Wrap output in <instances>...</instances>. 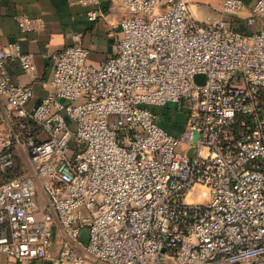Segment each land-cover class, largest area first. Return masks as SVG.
<instances>
[{"label":"built area","instance_id":"built-area-1","mask_svg":"<svg viewBox=\"0 0 264 264\" xmlns=\"http://www.w3.org/2000/svg\"><path fill=\"white\" fill-rule=\"evenodd\" d=\"M117 1L110 55L93 66L80 43L54 53L37 103L7 71L33 74L32 56L0 44V97L17 121L0 133V254L264 264V0H220L215 21L192 12L200 0ZM15 21L21 33L42 23ZM169 105L185 115L176 134L154 110ZM19 153L28 172L10 176Z\"/></svg>","mask_w":264,"mask_h":264},{"label":"crops","instance_id":"crops-1","mask_svg":"<svg viewBox=\"0 0 264 264\" xmlns=\"http://www.w3.org/2000/svg\"><path fill=\"white\" fill-rule=\"evenodd\" d=\"M253 1L247 0L248 4ZM219 6L220 0H200L191 5V10L200 20L208 18L215 21ZM92 11L100 15L94 21L88 19V13ZM17 15L37 17L42 23L31 31L21 33L15 21ZM242 15L246 16V12H242ZM123 16L124 9L117 0H0V44L17 42L24 53L32 56L35 64L33 74L24 73L17 64L7 65L12 82L30 87L33 91L31 104L39 102L46 95L39 82L51 74V56L69 45L80 43L89 51L88 63L101 65L110 55V45L118 33L119 21ZM4 104L5 99L0 97V133L7 134L11 126L17 125V121L8 119ZM182 124L178 127L164 126L176 134ZM25 165L17 157V167L9 173L10 176L27 173L28 167ZM56 252L57 244L53 254ZM0 264L47 263L39 260L18 263L0 254Z\"/></svg>","mask_w":264,"mask_h":264},{"label":"rangeland","instance_id":"rangeland-1","mask_svg":"<svg viewBox=\"0 0 264 264\" xmlns=\"http://www.w3.org/2000/svg\"><path fill=\"white\" fill-rule=\"evenodd\" d=\"M262 29L264 31V25L262 26ZM252 30V29H250ZM157 113H159L160 119L162 120V123L168 126L172 127H178L180 124H182L185 120V115L183 112L178 111L174 108V106L169 105L165 109H162L161 112H159V109H154ZM164 110V111H163ZM171 123V124H170ZM170 128V127H169ZM171 129V128H170ZM19 160L25 165L26 164V156L24 153H19L18 155ZM26 166V165H25Z\"/></svg>","mask_w":264,"mask_h":264},{"label":"trees","instance_id":"trees-1","mask_svg":"<svg viewBox=\"0 0 264 264\" xmlns=\"http://www.w3.org/2000/svg\"><path fill=\"white\" fill-rule=\"evenodd\" d=\"M237 30L243 31V27L242 25H238V27H236Z\"/></svg>","mask_w":264,"mask_h":264},{"label":"water","instance_id":"water-1","mask_svg":"<svg viewBox=\"0 0 264 264\" xmlns=\"http://www.w3.org/2000/svg\"><path fill=\"white\" fill-rule=\"evenodd\" d=\"M200 78L199 75L195 76L194 79L197 81ZM190 155V154H189Z\"/></svg>","mask_w":264,"mask_h":264}]
</instances>
